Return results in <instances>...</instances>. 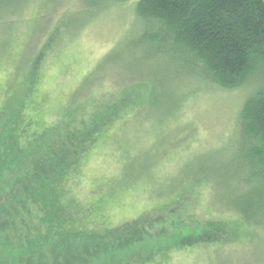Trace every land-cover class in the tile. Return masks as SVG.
I'll use <instances>...</instances> for the list:
<instances>
[{
    "label": "trees",
    "instance_id": "trees-1",
    "mask_svg": "<svg viewBox=\"0 0 264 264\" xmlns=\"http://www.w3.org/2000/svg\"><path fill=\"white\" fill-rule=\"evenodd\" d=\"M28 1L0 0V58L7 53L8 40L19 25L17 12L21 13ZM44 1L51 4V0ZM75 1L83 4V9L77 16L68 15L62 21L58 32L62 31L63 37L74 35V25L81 24L87 15L128 0ZM134 19L133 39L122 45L129 50L127 57L137 56V60L122 62L118 54L115 56V64L125 63L115 73L121 88L109 90L102 97L88 92L92 81L106 68L104 60L83 76L54 118L40 124L25 111L42 64L34 58L35 52L23 54L22 50L18 55L16 65H27L24 91H18L16 80H9V93L0 104V264H148L155 258L151 256L154 251L160 256L156 260L159 263L171 245L217 249L239 243L244 231L251 234L248 228H264V0H136ZM136 28L142 31V39L135 37ZM115 50L111 49V54ZM135 64L143 67L144 73L141 70L134 82L130 80L129 85L126 82L123 86L125 78L121 82V75L132 72L137 68ZM154 65H165L168 77L165 87L156 85L160 89L157 95L167 92L159 100L163 118L178 112L180 85L174 83L181 75L202 83L200 91L209 90L208 87L236 90L252 85L236 113L234 144L228 148L224 165L203 167L173 178L184 187L169 186L168 192L160 195L166 201L160 208L150 210L157 218L164 215L172 231L166 232L163 223L147 243L141 240L147 237L143 236L140 222L130 230L124 226V231L71 229L76 228L72 227V219L81 218V213L79 217L68 216L60 204L58 189H62L97 141L112 138L105 135L109 126L118 122L115 128L123 130L128 123L140 122L138 117L148 106L137 100L142 94L140 89L151 104L158 103L154 83L149 80L155 79L150 76ZM115 141L124 146L130 140L120 141L119 137ZM147 175L155 181L153 172ZM135 182L131 180L130 184ZM200 189L207 192L206 210H211L210 215L199 216L191 206V212L184 211V215L193 217L184 219L180 210L175 211L176 205L190 192L199 196ZM170 192L177 193L176 202L171 204L168 198L174 195ZM142 217L146 219L145 215ZM68 221L70 225L65 226ZM213 256L219 258V254Z\"/></svg>",
    "mask_w": 264,
    "mask_h": 264
},
{
    "label": "rangeland",
    "instance_id": "rangeland-1",
    "mask_svg": "<svg viewBox=\"0 0 264 264\" xmlns=\"http://www.w3.org/2000/svg\"><path fill=\"white\" fill-rule=\"evenodd\" d=\"M135 1L112 4L105 10H97L94 15H87L85 20L82 18L81 24L74 25L76 27L74 31L72 30L74 35L69 38L63 37L62 31L58 30L62 29V21L68 15L77 16L82 11L83 4L80 2L51 0V4L48 5L44 0H30L24 7L22 5L18 8L20 11L23 7L21 13L17 12L19 21L16 24L19 25L14 27L13 38L8 40L7 53L5 51V55L0 58V104L9 93L7 90L9 80H16L18 91H24L28 80L25 68L27 65L24 62L23 65H16L22 50L23 54L26 52L31 55L35 52L34 58L42 64L39 78L29 95L27 103L29 108L25 111L27 115L33 116L37 124L42 120L54 118L55 113L70 98V93L78 87L83 76L91 73L95 66L104 60L106 68L95 77L88 92L102 97L117 87L121 88L119 86L122 83L118 81L115 73H119L125 63L115 64L117 62L115 56L118 54L122 62L131 60L134 63L137 60V56L127 57L129 50L124 47L125 44L122 45L125 40L133 39L131 29L135 26ZM15 18L16 16L13 20ZM135 31V37L139 36L142 39V31L138 32L137 28ZM113 48L116 50L111 54L110 50ZM148 50L150 48L146 51ZM139 67L132 69V72L122 73L120 81L125 78L123 86L130 80L134 82L141 70L144 73L143 67ZM165 69V65H154L151 70L150 76H154L155 79L151 80L153 78L150 77L149 80L154 83L156 95L160 91L156 85L165 87L169 84L165 83L168 79ZM169 71L171 66L168 68ZM175 81V86L180 85L177 87V96H180L181 103L174 116L168 115L163 118L159 107L162 105L159 100L163 99L167 92L157 95L158 103L153 101L151 104L147 95L140 89L142 94L137 100L141 103L145 101L143 104L148 105H144L146 108L138 117L140 122L128 123L123 130L115 128L118 122H115V126H109L105 135H111L112 138L97 141L83 158L78 169L62 184V189H58L61 195L60 204L65 207L64 211L68 216L79 217L81 213V218L72 219V227L76 228L71 229L123 230L122 228L128 225L130 230L140 222L143 236L147 237L141 240L147 243L149 239L154 238L159 227H163L161 226L163 223L166 225V228L163 227L166 232L172 231L170 224L164 220V215L157 218L151 215L150 210L154 207L160 208L166 201L160 199V195L164 196L169 186L184 187L177 184L173 178L203 167L224 165L228 148L234 144L236 113L245 96L253 89L252 85L236 90L215 88L210 90L208 87L209 90L200 91L199 88L204 85L198 80L192 81L188 76L181 75ZM160 118L163 119L159 121ZM119 137L120 141L129 139L127 144L129 146L120 145L119 141H115ZM149 172H153L155 181L147 177ZM121 176L125 177V180L122 181ZM131 180L136 181L135 184H130ZM161 188L164 190H160ZM159 191L161 194L158 195ZM198 193L199 196L192 195L191 192L186 194L180 204L176 205L175 211L180 210L184 219L188 220L187 216L193 217L190 214L184 215V211L191 212V206L199 216L210 215L211 210L208 212L206 210L207 192L200 189ZM176 194L169 193L174 195V198H168L171 199L170 204L172 201L176 202ZM143 215L146 219L142 217ZM69 221L65 226L70 225ZM255 228H248L251 234L246 235L248 231H244L238 239L239 243L225 244L217 249L203 245L182 248L171 245L168 253H165L167 254L165 259L157 263L156 260L160 256L154 251L151 256L155 258L148 264H264V228ZM244 235L247 237L243 238ZM139 237L142 236L139 234ZM213 254H219V258ZM144 255L145 253L141 255V260H144Z\"/></svg>",
    "mask_w": 264,
    "mask_h": 264
}]
</instances>
